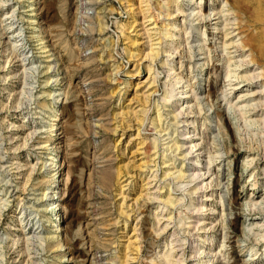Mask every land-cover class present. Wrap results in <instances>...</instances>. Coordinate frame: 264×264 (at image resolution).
I'll use <instances>...</instances> for the list:
<instances>
[{"label":"rangeland","instance_id":"374dc122","mask_svg":"<svg viewBox=\"0 0 264 264\" xmlns=\"http://www.w3.org/2000/svg\"><path fill=\"white\" fill-rule=\"evenodd\" d=\"M229 1L0 0V264H264V0Z\"/></svg>","mask_w":264,"mask_h":264},{"label":"bare ground","instance_id":"6f19581e","mask_svg":"<svg viewBox=\"0 0 264 264\" xmlns=\"http://www.w3.org/2000/svg\"><path fill=\"white\" fill-rule=\"evenodd\" d=\"M224 3L228 6L227 8H224L218 12H215V15L220 14V12H224V14L219 15L220 17L224 16V15H228V14H234L236 18L239 17V13H240V7H236L234 4L230 3L229 0H224ZM194 10H192L190 13H188V15L193 14ZM202 18H203V13H201ZM217 16H215L214 18H216ZM235 18V19H236ZM213 18H211V16L208 18L206 22H210ZM237 32L235 33L236 35H239L240 37L238 38V40L236 41V43H233L232 47H236L237 50H241L242 52H245L246 50L249 51V57L247 59H245V62H256V55H255V46L253 44L252 41V35L251 34H244L246 31L245 26L242 24V21L239 19L237 21ZM244 61V60H243ZM263 74V72L260 73H256L254 74V77ZM252 77V76H251ZM56 151H60L59 147H57ZM56 158L52 157V161L54 162ZM47 164V163H46ZM194 175V174H193ZM54 197H52L51 199H53ZM53 207L54 209H57L56 215H58V219L61 220V214H60V206L57 202L53 203ZM60 216V217H59ZM57 229H59V226H57Z\"/></svg>","mask_w":264,"mask_h":264}]
</instances>
